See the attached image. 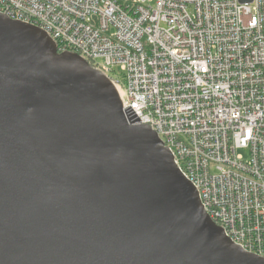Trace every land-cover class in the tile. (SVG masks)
Instances as JSON below:
<instances>
[{
	"label": "water",
	"instance_id": "water-1",
	"mask_svg": "<svg viewBox=\"0 0 264 264\" xmlns=\"http://www.w3.org/2000/svg\"><path fill=\"white\" fill-rule=\"evenodd\" d=\"M0 264H264L111 81L0 15Z\"/></svg>",
	"mask_w": 264,
	"mask_h": 264
},
{
	"label": "built area",
	"instance_id": "built-area-1",
	"mask_svg": "<svg viewBox=\"0 0 264 264\" xmlns=\"http://www.w3.org/2000/svg\"><path fill=\"white\" fill-rule=\"evenodd\" d=\"M115 87L210 220L264 259V0H0Z\"/></svg>",
	"mask_w": 264,
	"mask_h": 264
}]
</instances>
